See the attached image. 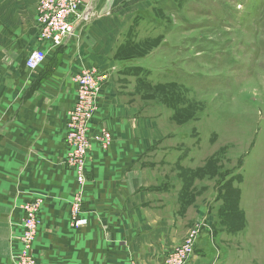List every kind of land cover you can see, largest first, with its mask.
<instances>
[{"label":"crops","instance_id":"0c3cea01","mask_svg":"<svg viewBox=\"0 0 264 264\" xmlns=\"http://www.w3.org/2000/svg\"><path fill=\"white\" fill-rule=\"evenodd\" d=\"M38 1L0 0V264H13L12 256L22 246V205L39 196L44 198L34 244L39 264H164L186 230L176 215L180 210L176 195L183 185L178 188L176 175L167 182L169 178L142 166L149 147L144 124L139 122L143 111H127L122 99L108 93L115 76L124 77L128 67H138V58L114 59L116 49L134 33L128 22L135 14L127 9L126 0H82L92 6L91 21L77 23L73 35L53 47L38 38ZM135 2L152 5V0ZM38 48L45 50L46 59L31 71L26 58ZM84 67L107 73L92 131L104 123L114 140L106 150L97 142L91 145L83 203L89 223L77 229L71 226L69 210L78 187L64 160L70 149L68 112L78 91L72 76ZM117 110L114 125H109ZM163 152L161 160L172 166L177 163L176 145ZM261 178L259 173L256 189L251 187L248 193L240 188L239 204L254 206L246 213L252 224L238 233L217 225L213 232L210 214L205 213L208 224L188 264H249L258 256L264 262ZM160 179L167 180L161 184ZM240 241L250 244L244 249L228 246Z\"/></svg>","mask_w":264,"mask_h":264},{"label":"rangeland","instance_id":"374dc122","mask_svg":"<svg viewBox=\"0 0 264 264\" xmlns=\"http://www.w3.org/2000/svg\"><path fill=\"white\" fill-rule=\"evenodd\" d=\"M151 4L126 0L135 14L128 22L134 33L116 49L114 59L138 58L139 68L128 67V74L139 79L118 74L108 93L122 99L127 111H143L139 122L149 147L142 166L169 178L160 179L161 184L176 175L178 188L183 185L176 195L177 219L186 229L183 240L195 230L202 234L208 224L205 213L213 232L219 225L238 233L252 224L246 213L254 207L239 204L240 188L248 193L256 189L259 173L264 179V0ZM118 113L109 117V125ZM175 145L177 163L172 166L159 155ZM260 195L264 205V190ZM249 264L264 262L258 256Z\"/></svg>","mask_w":264,"mask_h":264},{"label":"built area","instance_id":"2783aa9c","mask_svg":"<svg viewBox=\"0 0 264 264\" xmlns=\"http://www.w3.org/2000/svg\"><path fill=\"white\" fill-rule=\"evenodd\" d=\"M38 38L50 42L53 47L61 46L69 39L77 23L90 22L94 16L91 4L82 0H39L37 2ZM46 59L42 48L31 50L26 58V67L37 70ZM107 73L98 67H84L72 76L77 83V99L68 112L66 141L70 147L64 163L72 168L78 183V190L70 203V222L73 228L87 226L89 219L83 214L84 188L86 184V163L93 142L101 148H109L114 140L111 131L100 125L92 131L93 119L98 110V99ZM43 197H36L22 205L24 210L23 230L20 236L21 248L13 254V264H39L34 251L40 225V210ZM200 229L192 231L183 242L171 251L164 264H188L195 253V244ZM135 264V263H132Z\"/></svg>","mask_w":264,"mask_h":264},{"label":"trees","instance_id":"16d2710c","mask_svg":"<svg viewBox=\"0 0 264 264\" xmlns=\"http://www.w3.org/2000/svg\"><path fill=\"white\" fill-rule=\"evenodd\" d=\"M141 56V55H140ZM140 56H137V57H140ZM239 193H240V191L238 192V195H239ZM240 198V195H239V197H238V199Z\"/></svg>","mask_w":264,"mask_h":264},{"label":"bare ground","instance_id":"6f19581e","mask_svg":"<svg viewBox=\"0 0 264 264\" xmlns=\"http://www.w3.org/2000/svg\"><path fill=\"white\" fill-rule=\"evenodd\" d=\"M35 255H37V254H35ZM192 258V257H191ZM189 263V262H188Z\"/></svg>","mask_w":264,"mask_h":264}]
</instances>
